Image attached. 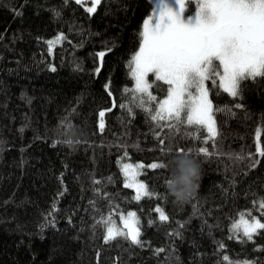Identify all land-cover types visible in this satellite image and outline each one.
Segmentation results:
<instances>
[{
    "label": "trees",
    "instance_id": "obj_1",
    "mask_svg": "<svg viewBox=\"0 0 264 264\" xmlns=\"http://www.w3.org/2000/svg\"><path fill=\"white\" fill-rule=\"evenodd\" d=\"M152 8L150 0H101L88 13L76 0H0V264H264V229L252 240L228 236L241 214L264 223V157L256 152L258 143L264 150V78L243 82L237 97L209 82L214 109H224L215 143H202L204 134L193 140L191 128L155 129L165 149H191L201 164L189 201L169 195V168L139 176L151 198L136 201L124 187L122 162L173 157L160 151L155 122L120 107H131L128 65ZM129 211L143 246L123 237L105 243L107 220Z\"/></svg>",
    "mask_w": 264,
    "mask_h": 264
},
{
    "label": "snow or ice",
    "instance_id": "obj_2",
    "mask_svg": "<svg viewBox=\"0 0 264 264\" xmlns=\"http://www.w3.org/2000/svg\"><path fill=\"white\" fill-rule=\"evenodd\" d=\"M81 2L76 0L77 4ZM155 3L152 15L144 20L139 33L138 51L131 56L128 65L134 81V87L126 90L130 93L131 107L124 104L120 107L127 108L130 113L133 108H138L145 113L146 119L155 122L154 139L158 141L162 153L190 155L191 149L185 151L179 148L175 153L171 148L165 149L166 138H161V132L155 129H167L176 134L181 128H191L194 131L186 135L193 140H200L201 134H204L202 143H215L219 135L215 116L224 109H214L208 84L210 82L216 91L222 89L224 93L237 97L241 94L243 82L264 78V0H155ZM100 4L101 0H92L87 12L95 13ZM193 4L194 10L189 7ZM97 55L102 61L105 52ZM52 70L55 71V68ZM96 71L99 72V68ZM153 89L163 91L164 98L154 95ZM105 111L111 109L99 112L100 131L104 130ZM256 152L264 157L259 143ZM198 153L212 154L208 147H200ZM237 158L244 159L242 156ZM256 163L259 161L252 166L255 167ZM146 167L167 170L168 163L152 162ZM144 168L143 163H123L121 166L126 177L124 187L135 189L133 199L136 201L155 195L139 179L143 174L140 170ZM168 182L169 178L165 181L166 186ZM259 206L264 210V201ZM154 211L159 214L160 221L169 219L163 208L157 206ZM244 215L241 214L240 220L233 224V229L239 231L242 227L241 239L252 240L254 233L264 229V223L255 217L245 219ZM121 221L122 229L108 222L105 243L123 237L132 244L143 246L136 213L129 211L126 217L121 216ZM223 260L229 261V257L225 255ZM230 264L254 262L230 261Z\"/></svg>",
    "mask_w": 264,
    "mask_h": 264
},
{
    "label": "clouds",
    "instance_id": "obj_3",
    "mask_svg": "<svg viewBox=\"0 0 264 264\" xmlns=\"http://www.w3.org/2000/svg\"><path fill=\"white\" fill-rule=\"evenodd\" d=\"M170 171L167 189L177 204H184L199 189L202 178L200 162L189 154L175 155L168 162Z\"/></svg>",
    "mask_w": 264,
    "mask_h": 264
},
{
    "label": "rangeland",
    "instance_id": "obj_4",
    "mask_svg": "<svg viewBox=\"0 0 264 264\" xmlns=\"http://www.w3.org/2000/svg\"><path fill=\"white\" fill-rule=\"evenodd\" d=\"M150 2H151V4H152V11H151V13L145 18V19H147L149 16H151L152 15V13H153V10L155 9V7H156V3H155V0H150ZM82 3H84V7H85V9L87 10V8H89V7H91L92 6V0H82ZM189 7H191V8H193V10H194V8H195V5L193 4V5H189ZM144 22V21H143ZM143 26V25H142ZM59 37H62V35H58L57 37H55L54 39H52L50 42H51V44L49 43V47H50V49L52 50L53 49V47H54V45L56 44V43H59L60 41H61V39H58ZM152 78L150 77V80H151ZM134 82V81H133ZM164 98V97H163ZM162 98V99H163ZM209 98H210V93H209ZM123 163H127V162H122L121 163V166H122V164ZM131 164V163H130ZM138 164V163H137ZM132 165H136V164H132ZM145 167H146V165H145ZM140 171H144V169L143 170H140ZM125 177V176H124ZM125 181H126V177H125ZM130 189H132V188H130ZM133 191H134V194H136V192H135V189H132ZM131 212H133V211H131ZM159 215V214H158ZM121 216H124V217H126L127 216V214H124V215H119V216H111L108 220H107V223H106V227L107 226H109V224H108V222L109 221H111V224L112 225H115L116 226V228L117 229H122L123 228V224H122V221H121ZM249 217H255V216H253V215H247V214H245L244 215V218L245 219H249ZM138 218V217H137ZM240 218H241V215L230 225V227H229V229H228V236L229 237H232V238H240V237H242L243 236V229H242V227L240 228V230L239 231H236V230H234L233 229V224L236 222V221H238V220H240ZM255 218H257V217H255ZM258 219V218H257ZM106 227H105V235L107 234L106 233ZM124 231H127L126 229H124ZM254 235V234H253ZM246 238V237H245Z\"/></svg>",
    "mask_w": 264,
    "mask_h": 264
}]
</instances>
